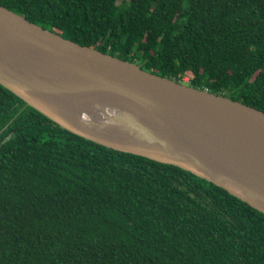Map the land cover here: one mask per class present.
Here are the masks:
<instances>
[{
	"label": "trees",
	"instance_id": "obj_1",
	"mask_svg": "<svg viewBox=\"0 0 264 264\" xmlns=\"http://www.w3.org/2000/svg\"><path fill=\"white\" fill-rule=\"evenodd\" d=\"M0 4L264 111V0ZM0 264H264V213L177 165L75 134L0 83Z\"/></svg>",
	"mask_w": 264,
	"mask_h": 264
},
{
	"label": "water",
	"instance_id": "obj_2",
	"mask_svg": "<svg viewBox=\"0 0 264 264\" xmlns=\"http://www.w3.org/2000/svg\"><path fill=\"white\" fill-rule=\"evenodd\" d=\"M0 83L63 128L177 165L264 213V111L79 44L0 4Z\"/></svg>",
	"mask_w": 264,
	"mask_h": 264
},
{
	"label": "rangeland",
	"instance_id": "obj_3",
	"mask_svg": "<svg viewBox=\"0 0 264 264\" xmlns=\"http://www.w3.org/2000/svg\"><path fill=\"white\" fill-rule=\"evenodd\" d=\"M120 2H122L123 0H119ZM187 79L186 80H188L189 78L188 77H186ZM186 84V83H185Z\"/></svg>",
	"mask_w": 264,
	"mask_h": 264
},
{
	"label": "built area",
	"instance_id": "obj_4",
	"mask_svg": "<svg viewBox=\"0 0 264 264\" xmlns=\"http://www.w3.org/2000/svg\"><path fill=\"white\" fill-rule=\"evenodd\" d=\"M187 78H185V80H186Z\"/></svg>",
	"mask_w": 264,
	"mask_h": 264
}]
</instances>
